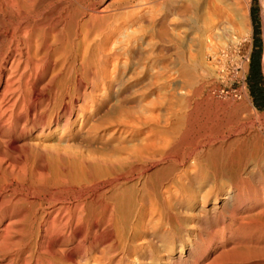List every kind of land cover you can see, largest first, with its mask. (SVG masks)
<instances>
[{
	"label": "bare ground",
	"instance_id": "obj_1",
	"mask_svg": "<svg viewBox=\"0 0 264 264\" xmlns=\"http://www.w3.org/2000/svg\"><path fill=\"white\" fill-rule=\"evenodd\" d=\"M211 1L214 9L220 8ZM249 1L238 0L237 10L232 9L241 13L236 16L239 27H214L213 35L232 36L231 40L247 36ZM94 4L95 0H0V221L23 214L28 201L36 203L40 229L34 249L46 252L50 241L79 240L70 248L72 264L91 259L93 264H264V138L256 130L239 128L241 137L235 141L240 150L225 166L209 169L206 164L208 170L200 173L187 170L181 157L168 164L171 172L164 179H152L155 171L149 174V169L161 163L160 158L169 159L172 152L166 143L175 127L154 129L148 116L134 121L140 129L150 126L149 134L119 156L100 153L89 159L75 151L77 145L88 147L91 141L83 124L100 114L105 100L97 104L93 91L107 88L111 74L105 67L110 53L105 40L114 27L103 23L110 16V4L105 8ZM175 9L186 18L192 6L182 3ZM166 30L159 29L161 37ZM115 53L114 48L111 54ZM89 104L92 112L87 119ZM155 141L164 143L157 156ZM189 157L195 166L201 165L200 154ZM66 163L93 167V175L94 167L103 168L104 185L97 182L102 177L97 181V176L88 177L79 189L62 185L44 201L43 168ZM135 172L140 186L133 196L120 198L117 184ZM64 191L71 192L73 200L66 199ZM9 225L0 228V250L8 248ZM34 249L28 250L31 258Z\"/></svg>",
	"mask_w": 264,
	"mask_h": 264
},
{
	"label": "rangeland",
	"instance_id": "obj_2",
	"mask_svg": "<svg viewBox=\"0 0 264 264\" xmlns=\"http://www.w3.org/2000/svg\"><path fill=\"white\" fill-rule=\"evenodd\" d=\"M216 1L219 6L221 5L219 9H214L211 0L208 3L206 0H95L96 8H105L110 4L107 13L110 11L112 13H110L112 18L109 16L104 19L108 22H103L105 25L111 23L114 27L113 31L108 32L105 40L107 46L105 51L110 52L105 67L108 73H111L109 76L112 78H109L107 88L100 87L95 92L93 91L97 104H100L102 99L105 101L98 116L91 120H85L86 123L83 125L86 136L91 141L88 147L76 144V152H82L88 158L90 156L92 158L96 154L119 156L125 150L140 145L144 137L149 134L150 126H143L140 129L139 124L134 121L138 116H148L152 119L154 129L164 130L165 127L166 129L169 126L175 127L168 137V140L171 139L167 142L170 145L168 146L166 143V149L168 152H172V154L169 153V159L162 157L159 160L161 163L157 166L152 165L149 169V174L155 171L152 174V179L156 176L164 179L171 172L172 161H178L181 157H183V165L187 170L197 169L200 173H204L212 165L214 166L211 169L225 166L240 150V145L235 140L241 137L238 130L244 125L256 130L264 138V105L259 107L254 102L247 79L250 54L254 49V31L257 28L261 41L260 69L264 87V0L249 1L247 9V28L249 30L247 36L240 37L241 41L240 39L231 40L232 36L225 37L223 34L221 37L213 35L214 30L217 29L214 27H225L231 24L235 28L239 27L236 16H241L240 12L236 15L232 11L234 8L237 10L238 0ZM236 2L237 5H235ZM182 3H190L192 6V11L188 17L187 14L185 15L186 18L178 14L175 9ZM112 9L114 10L112 11ZM207 21L210 23L208 24ZM161 27L167 29L163 37L158 33ZM234 33L235 37H239L238 31H234ZM130 34L135 39L129 36ZM114 48L116 53L111 54V50ZM90 109L92 107L89 104L87 119L90 118L92 112ZM256 114H261V117H257ZM75 127H80L79 120L75 123ZM251 139L254 140V138ZM162 143H158V149L155 150L156 156L159 154L158 150ZM194 145L196 146L194 147ZM90 147L93 149L91 150ZM192 153L200 154L202 158H200V166H195L196 164L192 163L193 161L189 157ZM51 168V170L48 166L43 168L45 178L43 176L40 196L44 201L51 196L49 194L56 192L54 189H63L64 185H67L64 186V189L72 188V186L79 189L80 184L84 183L88 177L93 179L97 176L95 180L93 179L94 181H97L98 177H102L97 182L104 185L102 182L105 179V170L101 167L100 169L94 167V172L97 171L95 175H93V167H80L75 163L73 166L66 163ZM67 169L72 170L67 172ZM100 170L101 172H99ZM182 171L184 170L179 172L175 170L174 173L181 174ZM135 176H138L137 172L123 178V183H119L120 185L117 184L119 189L116 188V194L117 189L125 193L122 195L119 192L121 194L118 193L117 196L121 198L126 197L127 194L134 195L140 186L136 182ZM85 178L86 180H84ZM206 187L207 184H204L203 189ZM63 194L66 199L73 200L71 192L64 191ZM28 202L24 207L23 214L0 221V228L5 227V223H10L7 228L9 232L6 233L8 248H4L6 245L1 247L0 251L5 250V252L0 253V264H41L43 262L46 264L47 261L72 264L70 257L74 252L70 248L79 240L64 244L50 241L46 252H39V250L36 252L34 249L36 247L33 246L38 237L37 234L39 235L37 232L40 227L34 207L37 208L38 205ZM16 218L19 220L17 221ZM29 220L32 224L28 222ZM20 223L24 225L22 226ZM19 225L22 230L19 229ZM9 228L11 229L8 230ZM15 228L20 231L12 230ZM28 228L31 232H34L35 228V232L30 235V231L26 232ZM27 234L30 236L24 238L23 236ZM82 234L83 231H80L78 237ZM16 239L18 242L15 241ZM11 240L15 243L11 244L13 247L10 245L12 242H9ZM31 249H34L32 251L35 255L32 258L28 252ZM57 249H60V252ZM18 253L20 258H17ZM37 254L41 258L37 259ZM93 263L94 261L91 259L82 264Z\"/></svg>",
	"mask_w": 264,
	"mask_h": 264
},
{
	"label": "trees",
	"instance_id": "obj_3",
	"mask_svg": "<svg viewBox=\"0 0 264 264\" xmlns=\"http://www.w3.org/2000/svg\"><path fill=\"white\" fill-rule=\"evenodd\" d=\"M260 46L261 41L256 28L254 31V49L250 54V64L247 79L249 82L251 95L254 99V102L259 107L264 105V87L262 86V74L260 69Z\"/></svg>",
	"mask_w": 264,
	"mask_h": 264
}]
</instances>
